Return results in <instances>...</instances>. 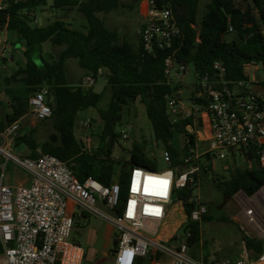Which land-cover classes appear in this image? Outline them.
Masks as SVG:
<instances>
[{
  "label": "trees",
  "instance_id": "1",
  "mask_svg": "<svg viewBox=\"0 0 264 264\" xmlns=\"http://www.w3.org/2000/svg\"><path fill=\"white\" fill-rule=\"evenodd\" d=\"M141 1L132 0V3L138 5ZM6 3L7 8L0 10V27L7 25V29L16 32L24 42L26 62L2 81L4 93L13 98L14 104L11 114H0V132L26 116L29 99L46 88V100L52 110L51 117L42 120L44 131L49 132L47 138L39 141L36 138L37 128L23 129L19 125L13 146L29 150L26 158L36 159L41 154L58 157L68 164L81 182L92 177L104 185H110L117 166H120L118 174L122 184L128 171L135 166L152 171L159 169L157 162L149 159L138 146L130 151L128 162H116L111 158L121 139L117 126L123 120V111L136 101L144 105L154 138L172 156L174 166L180 164L181 156L171 143L174 129L189 139L185 147L195 146L194 136L187 130L189 126L193 128V117L170 120L166 97L177 87L173 82L168 83L165 75L164 60L168 54L174 52L177 63L192 66L197 80L205 74L215 77V62L223 65L224 78L229 83L248 80L245 66L250 63H260L264 71V0H207L206 13L201 20L198 19L199 0H170L182 35L175 40L171 50H159L153 54L144 52L141 36L137 44L127 40L122 42L120 34L108 29L100 16L119 10L124 0H52L51 9L81 12L88 24L86 33L69 29L59 20L47 26H33L23 18L26 14L32 22H37L35 12L47 7L48 0H7ZM133 4L128 7L132 8ZM45 42L51 43L53 49L57 50V55L52 53L50 62L43 57L42 45ZM69 60L77 61L84 75L96 79L100 77L99 71H104L111 93L106 106L101 105L104 92L85 91L81 83L68 80ZM197 89L198 85L195 92ZM192 101L199 103L194 98ZM89 108L97 110L102 124L97 149L85 148L75 134L78 114ZM258 151L257 146L250 147L244 165L230 171L226 180L213 179L225 203L239 192L252 197L264 186V166L260 164ZM231 157L237 165V157ZM8 165L9 161L6 169ZM208 170H203L199 179L213 172L212 165L208 164ZM1 173L0 167V179ZM194 186L189 184L185 189H175L173 197L183 205L186 221L179 231L189 233V246L201 240L202 222H193L189 218L195 206ZM207 220H210L208 215L203 218V221ZM245 240L252 258L264 252V240ZM114 248L113 244L111 253ZM3 252L4 246L0 240V255ZM151 259V255L141 258L138 264H145L146 260L149 263Z\"/></svg>",
  "mask_w": 264,
  "mask_h": 264
},
{
  "label": "built area",
  "instance_id": "2",
  "mask_svg": "<svg viewBox=\"0 0 264 264\" xmlns=\"http://www.w3.org/2000/svg\"><path fill=\"white\" fill-rule=\"evenodd\" d=\"M142 1L145 5L141 31L144 52L153 54L171 50L175 40L181 37L182 29L170 7V0ZM7 6L0 0V10ZM0 28L3 30L7 25ZM5 49L6 42L0 37V62ZM259 65L245 66L248 78L249 69ZM164 67L168 83H174V79L181 82L188 71L186 65L176 62L174 52L166 56ZM214 68L217 70L215 77L205 74L198 80L194 99L199 103L192 101V110L185 112L181 104L182 87L177 85V90L166 97L171 116L182 113L183 118L193 117V128L189 132L194 136L195 146H184L180 164L176 166L172 156L166 153L165 169L131 168L124 184L119 181V174H115L110 185L92 177L81 182L68 164L54 155L41 154L31 159L13 153L11 147L19 129L18 122L0 132V155L6 160L0 165V240L4 246L0 264H82L84 249L69 240L76 208L110 224L116 242L113 264H138L152 248L156 250V256L169 260L167 264H264V252L257 258L250 257L245 240H264L261 212L264 186L251 198L240 195V222L246 229V236L242 242L243 254L234 262L196 260L187 254V243L169 245L173 234L167 239L159 235L174 202V190L197 184L203 170L209 172L208 164L214 169L215 160H227L232 155L245 159L249 148L257 146L260 164L264 166V92H255L250 79L227 82L225 68L220 62H215ZM101 74L102 70L99 76ZM95 83L96 78L87 75L81 87L87 90ZM46 94L47 89L43 88L29 99L30 112L40 121L52 115ZM120 135L124 140L129 138L124 130ZM200 141L206 145L202 152L198 150ZM186 143L189 144L187 138ZM8 161L30 177V184L5 182L3 171ZM193 200L195 206L189 218L201 223L208 208L197 197ZM188 237L189 233L186 242ZM159 260L152 263L160 264Z\"/></svg>",
  "mask_w": 264,
  "mask_h": 264
},
{
  "label": "rangeland",
  "instance_id": "3",
  "mask_svg": "<svg viewBox=\"0 0 264 264\" xmlns=\"http://www.w3.org/2000/svg\"><path fill=\"white\" fill-rule=\"evenodd\" d=\"M7 2V0H3ZM206 3L207 0H199V11L198 19L201 20L206 13ZM132 3V0H124V5L119 10L111 13L101 14L100 16L107 22L111 27L119 31V33L124 36L129 42L137 44L139 35L141 32V22L143 20L142 16L137 13V4H133V7H128ZM47 8V13L44 9ZM45 8H39L36 10L35 14L37 17V22H32L33 26H47L60 19L62 15V10L51 9L49 5ZM40 18L42 21L40 22ZM143 25V24H142ZM0 37L4 38V31L0 28ZM45 52L47 59H52L53 55H57L56 48L53 49L51 43L46 42ZM12 52V46L10 44L6 45V55L10 57ZM24 58V54H22ZM46 59V60H47ZM262 75V74H261ZM263 76V75H262ZM107 85V81L103 77L98 78V83L94 88L96 91H102ZM174 85L183 88V93L181 96V104L185 110H192V99L195 95L196 85H198V80L195 77L194 68L192 66L188 67V71L182 77L181 82L174 79ZM3 89L0 88V92ZM108 99V95L106 97ZM104 99L102 106H106L108 103L107 99ZM1 101V100H0ZM6 107L0 102V110L4 113ZM170 112V111H169ZM87 115L86 111H81L79 113V118L84 119ZM94 123L88 121L89 127L83 124V128L88 131L86 135L82 136L81 131L76 129L77 136L82 141L83 145L87 149H97L100 144L99 135L102 130L101 121H98L96 116H93ZM206 119V116L204 117ZM21 128H37L36 138L39 141H43L47 138L49 132L44 131L42 121L35 119L34 117H29L23 124H20ZM80 126V124H79ZM124 130L128 134L129 138L124 140L121 138L119 143L116 145L111 158L116 162H128L130 159V151L134 146L142 148L146 156L155 160L160 169H165L166 164L164 162V157L166 151L161 144H157L151 123L147 118L144 105L140 101L132 103L130 106L125 107L123 111V120L119 126H117V131ZM188 131L191 130L189 126ZM21 132V131H20ZM18 133V136L20 135ZM186 137L184 134L179 133L176 129L173 130V139L171 141L172 146L178 150L180 153L183 151L185 146ZM206 145L203 142L198 143V150L202 152ZM13 153L18 154L22 157H27L30 153L29 150L23 148H14L12 142ZM233 158L228 157L227 160H215L213 172H210L208 176L201 177L199 182L195 184L193 197H197L202 203L206 204L208 208L207 215L210 220L202 221L201 225V240L193 246H188L187 254L199 261L205 263H210L212 261L220 262H234L243 254V240L246 236V229L242 227L240 222V216L242 212V205L240 203V195L243 193H237L231 200L227 203L223 201L220 192L215 187L213 179H227L230 175V171H233L237 166L244 165V159L237 157L238 164L233 163ZM5 158L0 155V165L3 164ZM8 169H5L4 179H10L11 183L15 182V176L10 171L12 168V161H9ZM120 171V166H117L115 174L117 175ZM246 196V195H244ZM251 198V197H248ZM261 210V209H260ZM262 220H264V209L262 208ZM186 221V216L183 211V205L180 201L173 202L167 219L160 227L159 235L163 236L165 239L169 238L173 234L172 239L168 242L169 245H177L178 243H187L186 234L180 232L181 226ZM73 230L70 233L69 240L73 243L81 245L85 251V258L82 264H113L114 258L111 250L115 242V236L111 230L110 224L92 214L85 213L81 208H76L73 218ZM173 238H177L174 240ZM156 250L152 248L149 255L152 256V261L161 262L160 264H167L168 259L163 256H156ZM148 255V256H149ZM147 256V257H148ZM156 256V257H155ZM250 256V254H249ZM251 257V256H250ZM148 264V260L146 263ZM156 264V263H155Z\"/></svg>",
  "mask_w": 264,
  "mask_h": 264
},
{
  "label": "crops",
  "instance_id": "4",
  "mask_svg": "<svg viewBox=\"0 0 264 264\" xmlns=\"http://www.w3.org/2000/svg\"><path fill=\"white\" fill-rule=\"evenodd\" d=\"M51 4H52V0H48L47 5L51 6ZM46 10H47V8L44 9V11H43V12H45L44 14L47 13ZM144 11H145V5H144V2L141 1L137 7L138 15L142 16V18H143V20L141 22V28L139 30V33L141 32V29L143 26L142 24L144 23ZM35 17H36V14H35ZM36 20H37V17H36ZM41 21H42V19L40 18V22ZM59 21H62L63 23H65L66 27L69 29H72V30H78V31H81L84 33H86L88 30L87 29L88 24H87L86 18L84 17V15L81 12H79L77 10H62V15L60 16ZM104 22H105V25L108 29H110L112 31H117L116 29L111 28L105 20H104ZM3 31H4V38L1 37V39H3L6 42V45L10 44L12 46V52H11L10 57L5 56L6 55V49H5V55L0 62V88H2V89L4 88L1 85L3 79L8 77V76H11L14 72H16V70L18 69V67L20 65H24L26 62L25 57L24 58L22 57V54H24V52L26 51V45L24 44V42L20 40V38L18 37L16 32L9 31L7 28L3 29ZM117 32L119 33V31H117ZM120 37H121L122 42L127 40L121 34H120ZM139 40H140V35H139L138 42H139ZM130 43H132V42H130ZM42 49H43V57L46 60L47 57H46V53H44L45 52L44 51L45 50V44L44 43L42 45ZM46 61L50 62L51 60L47 59ZM249 74H250L249 79L252 81V84H253V86H252L253 90L257 93L264 92V71H263V67L261 65H259L256 68H251V69H249ZM86 76L87 75H84V71L78 65L77 61H75V60H69L68 61L67 77L71 83H81L82 80ZM100 77L105 78L103 70H102V74ZM97 83H98V79H96L95 85L90 89H92L96 93L104 92V94H105L104 99L108 95V99L107 98L106 99L108 100V103H109L110 96H111L110 90L108 89V87L106 85L102 91H100V92L96 91L94 88L96 87ZM90 89H87V90L84 89V90L88 91ZM0 100H1L0 102L3 103L4 107H6L4 113L0 110V114L1 115L11 114L12 113V105L14 104L13 98L9 95H6L4 93V90H2L0 92ZM101 105H102V103H101ZM84 111L87 112V115L84 117V119H80L79 114H78V123L76 126V129H78V131H81L80 133L82 136L86 135L87 134L86 131H88L87 129L83 128L84 127L83 124L85 125L88 121L92 122L91 124H93L94 123L93 120L95 118L93 116H96L98 118V121H99V116H98L96 109L89 108V109L84 110ZM29 117L33 118V115L30 112V109H29L28 114L18 121L19 125L23 124ZM79 124H80V126H79ZM87 127H89V126H87ZM76 129H75L76 137L82 143V141L77 136ZM5 161L3 162V164H5ZM11 165H12V168L10 167V171L15 176V182L11 183L9 178H8V180H5V182L7 184H11V185H18V184L28 185V184H30V177L22 169H20L16 165H14L13 162ZM8 167H9V165H8ZM111 230H112V228H111ZM148 264H153V263L151 261H149Z\"/></svg>",
  "mask_w": 264,
  "mask_h": 264
},
{
  "label": "water",
  "instance_id": "5",
  "mask_svg": "<svg viewBox=\"0 0 264 264\" xmlns=\"http://www.w3.org/2000/svg\"><path fill=\"white\" fill-rule=\"evenodd\" d=\"M23 18H24L27 22L32 23V19H31L30 17H28L26 14L23 15ZM168 109H169V107H168ZM175 117H176V118H181V117H182V113H178V114H176ZM175 117H174V116H171V117H170V120H171V121H174ZM114 247H116V242H114Z\"/></svg>",
  "mask_w": 264,
  "mask_h": 264
}]
</instances>
